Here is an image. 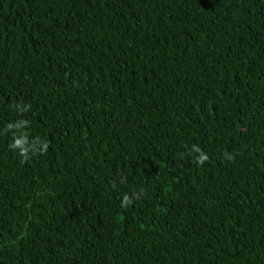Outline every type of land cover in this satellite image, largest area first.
I'll list each match as a JSON object with an SVG mask.
<instances>
[{
  "label": "trees",
  "instance_id": "1",
  "mask_svg": "<svg viewBox=\"0 0 264 264\" xmlns=\"http://www.w3.org/2000/svg\"><path fill=\"white\" fill-rule=\"evenodd\" d=\"M0 264H264V0H0Z\"/></svg>",
  "mask_w": 264,
  "mask_h": 264
},
{
  "label": "clouds",
  "instance_id": "2",
  "mask_svg": "<svg viewBox=\"0 0 264 264\" xmlns=\"http://www.w3.org/2000/svg\"><path fill=\"white\" fill-rule=\"evenodd\" d=\"M124 202H125V203L128 202V197H127V196L124 197Z\"/></svg>",
  "mask_w": 264,
  "mask_h": 264
}]
</instances>
